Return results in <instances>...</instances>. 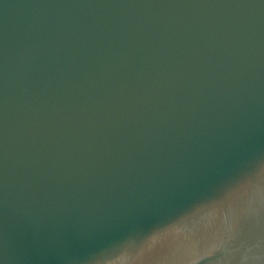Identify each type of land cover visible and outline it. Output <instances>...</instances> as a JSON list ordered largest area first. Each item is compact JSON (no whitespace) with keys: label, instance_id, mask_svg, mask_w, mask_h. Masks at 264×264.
Wrapping results in <instances>:
<instances>
[{"label":"water","instance_id":"1","mask_svg":"<svg viewBox=\"0 0 264 264\" xmlns=\"http://www.w3.org/2000/svg\"><path fill=\"white\" fill-rule=\"evenodd\" d=\"M0 264H264V0H0Z\"/></svg>","mask_w":264,"mask_h":264}]
</instances>
